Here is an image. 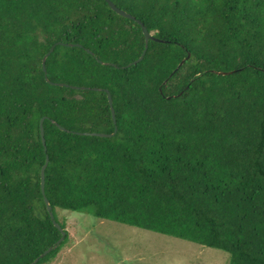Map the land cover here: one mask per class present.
Masks as SVG:
<instances>
[{"label":"trees","instance_id":"obj_1","mask_svg":"<svg viewBox=\"0 0 264 264\" xmlns=\"http://www.w3.org/2000/svg\"><path fill=\"white\" fill-rule=\"evenodd\" d=\"M111 1L159 39L136 65L105 0H0V264L67 242L34 263L61 237L44 195L64 230L58 209L264 264V0Z\"/></svg>","mask_w":264,"mask_h":264},{"label":"rangeland","instance_id":"obj_2","mask_svg":"<svg viewBox=\"0 0 264 264\" xmlns=\"http://www.w3.org/2000/svg\"><path fill=\"white\" fill-rule=\"evenodd\" d=\"M68 239L47 264H229L224 251L153 231L57 210Z\"/></svg>","mask_w":264,"mask_h":264},{"label":"water","instance_id":"obj_3","mask_svg":"<svg viewBox=\"0 0 264 264\" xmlns=\"http://www.w3.org/2000/svg\"><path fill=\"white\" fill-rule=\"evenodd\" d=\"M106 3H108V5L110 6V8L115 12L117 13L118 15L124 17V18H127V19H130V20H134L136 21L141 27H142V31H143V35L145 37V49L142 53V55L137 59L135 60L134 62L130 63L127 65V67H130L132 65H136L138 64L139 62H141L144 58V55H145V52L148 48V43L150 40H159L157 38L154 37V35L152 33H150L148 31V29L146 28V26L141 22L139 21L138 19H136L133 15L129 14L128 12H126L125 10L119 8L115 3H113L111 0H105ZM56 45H53L49 52L43 57V60H42V66H43V71L45 73V76H47V71H46V59L47 57L53 52L54 48H55ZM190 57V54L187 55V58L188 59ZM184 63V61H182L179 65L182 66ZM232 72H218V74L220 75H228V74H231ZM62 85V84H60ZM97 90V89H95ZM107 95H108V102H109V105L111 107V113H112V117H113V120H114V123H116V117H115V111H114V108H113V101H112V97L110 95V93L107 91ZM44 119L45 118H42L41 121H40V133H41V137H42V142H43V145L45 147V150H46V141H45V133H44V127H43V122H44ZM117 132V128H115L114 132L113 133H100V132H93V133H82L83 135H87V136H97V137H104V138H110V137H113ZM47 164H48V157L46 159V163L45 165L43 166V168L41 169V192L45 193V169L47 167ZM44 201H45V205H46V209L50 215V218L54 224V226L59 230V232L61 233V237L60 239L56 242L55 245L47 248L39 257H37L34 261V263H37L38 261H40L42 258H44L47 254H49L53 249H55L56 247H58L63 241H64V238H65V235H66V231L62 228V226L55 220V216H54V213L52 211V207L49 203V200L45 197L44 195ZM33 264V263H32Z\"/></svg>","mask_w":264,"mask_h":264}]
</instances>
